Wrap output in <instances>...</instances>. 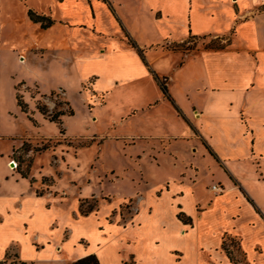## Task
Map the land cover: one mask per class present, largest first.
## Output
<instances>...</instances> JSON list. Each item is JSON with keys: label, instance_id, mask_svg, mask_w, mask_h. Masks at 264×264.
I'll list each match as a JSON object with an SVG mask.
<instances>
[{"label": "crops", "instance_id": "crops-1", "mask_svg": "<svg viewBox=\"0 0 264 264\" xmlns=\"http://www.w3.org/2000/svg\"><path fill=\"white\" fill-rule=\"evenodd\" d=\"M125 1L120 0V4L124 5ZM144 1L161 35L151 45L138 38L135 26L128 24L123 14L119 13L120 17L116 14L110 0H96L91 14L84 13L85 9L79 6L78 17L63 15L79 26L83 23L93 26L98 33L91 31L86 35L79 27L59 28L65 43L57 51L66 56L61 69L63 77L75 86L94 77V90L102 94L109 92L105 96L106 104L111 91L118 86H142L152 76L159 77L157 74L166 77L169 97L164 94V98H170L176 108V120L169 122L178 131L149 132L125 138L130 143H123L147 140L153 150L150 156H158L154 158L157 163L162 159L159 152L167 150L172 156L171 169L159 173L152 187L146 189L143 207L133 213L130 222L123 224L111 222L104 215L118 204L110 203L99 215L73 220L68 209L59 208L65 203L63 198L55 195L0 197V225L18 231L26 227L22 241L35 246L29 259L22 255V250L19 252V264H64L89 254H95L99 264H264V0ZM100 10L105 13L100 14ZM104 14L114 27L112 24L111 28L100 27V15ZM232 32L230 48L205 49L178 61L177 55L170 51L152 49L167 40L184 41L188 34L219 37ZM89 39L95 44L88 45ZM36 43L41 48L42 44ZM100 48L104 52L100 53ZM87 49L90 51L86 52ZM168 57L176 60L171 72L166 73L158 61ZM86 60L97 62L96 68L87 72ZM106 62L114 67L112 71L115 69L116 74L123 73L120 67L126 64L131 75L110 77V67L99 65ZM103 81L109 86L100 85ZM14 91L17 109L26 118L27 112L19 106ZM4 99L0 95V105ZM127 113L132 116L137 110L131 108ZM35 116L46 120L38 112ZM8 118L14 122L12 115ZM32 121L27 119L28 130L22 136L14 133L8 136L13 140L19 138L15 140V148L22 145L23 136L33 137L31 130L38 131L39 126ZM187 150L193 158L182 154ZM197 150L202 155L200 159L196 157ZM207 178L209 186L204 183ZM213 185H219L221 191H214ZM181 213L188 222L180 218ZM72 224L86 231L98 227L106 240L101 238L94 247L87 234L74 232ZM67 226L72 232L63 239ZM31 229L33 232L37 229V234L32 236V232L30 236ZM75 236L77 239L70 245ZM81 238L88 243L81 244ZM14 242L0 240V252ZM35 243L41 245L40 249Z\"/></svg>", "mask_w": 264, "mask_h": 264}, {"label": "rangeland", "instance_id": "rangeland-1", "mask_svg": "<svg viewBox=\"0 0 264 264\" xmlns=\"http://www.w3.org/2000/svg\"><path fill=\"white\" fill-rule=\"evenodd\" d=\"M65 1L0 0V95H4L5 98L0 105L2 121L0 197L13 195L20 199L29 195L43 194L49 197L55 195L57 198H63L65 203H61L59 208L68 209L73 220L99 215L104 209H108L110 203L118 204L104 215L111 222L123 224L130 222L133 213L143 207L147 199L146 189L152 187L159 173L170 171L172 161V156L166 150L165 153L159 152L162 159L158 163L155 162L154 158L158 156L154 155V158L150 156L151 152L153 156V150L148 147V141L145 139H137L136 144L127 145L123 143V139L138 137L149 132L153 134L177 132L178 130L174 129L175 124L169 122L176 120L174 117L176 108L170 98H164V93L153 76L149 78L148 84L142 86L135 84L116 87L111 91V98L107 104L105 96H108L109 92L103 94L96 92L93 86L94 77L78 86L68 82L61 73L66 63V56L60 55L57 51L65 43L62 41L63 32L59 33L58 29L79 27L86 31V35L91 31L96 33L97 30L93 26L84 23L79 26L65 16L69 14L78 17L77 8L80 7L85 9L84 13L91 14L92 6L95 9L97 2L96 0ZM84 1L88 2V6ZM110 2L116 7L118 16L119 13L123 14L126 22L132 27L135 26L138 38L150 43L147 45L161 38L159 27L153 22L152 13L144 0H126L124 5L120 4V0H110ZM96 10L99 14V9ZM30 11L53 19L54 25L47 30L42 29L40 23L32 20ZM103 13L105 12L100 10V14ZM100 16V27L111 28V24L114 27L113 22L105 14ZM121 20L126 28L125 20L123 18ZM233 36V32L219 37L211 35L195 37L188 34L184 41L167 40L152 49L159 52L170 51L177 55V60L168 57L158 61L161 70L168 73L174 68L173 62L182 60L185 55H197L205 49L230 48ZM36 42L42 44L41 48ZM87 44L95 43L89 39ZM42 47L50 51L47 52ZM66 49L62 48L63 51L71 50ZM99 52H104L103 48H100ZM165 61L167 63H164ZM96 63L86 60L87 72L94 70ZM99 65L103 68L110 67V77L131 75L130 68L126 64L120 67L123 73L121 71L118 74L115 69L112 71L114 67L108 62ZM157 75L161 82L167 83L165 76ZM100 85L106 87L109 83L103 81ZM14 90L19 102L23 104V111L36 122V126H39L38 131H30L33 137H22L23 143L18 148H15V140L19 141V138L13 140L8 136L13 133L17 136L25 134L28 130L29 118H25L19 108L17 109V102H14L13 97ZM149 104L154 105L149 106ZM39 107L46 109L47 113H42ZM131 108H135L137 113L129 116L127 112ZM60 111L65 114L60 116L59 122L50 121V116ZM37 112L46 119L48 127L44 125L43 118L42 121L36 118ZM71 113L74 115L71 116ZM8 115H12L14 122L8 120ZM115 136H119L120 139H116ZM124 142L130 143L129 140ZM143 150H146V153H143ZM184 153L182 154L185 157L193 158L188 150ZM138 154L142 157L138 158ZM196 154L197 159L202 158L198 150ZM201 167L206 172L205 166L201 165ZM22 174H26L28 178H24ZM209 180V178L205 180L206 186L211 185ZM202 184L200 186H203ZM124 198L125 200L119 202ZM72 226L76 234H87L94 247L101 238H104L98 227L86 231L78 224ZM110 227L115 226L110 225ZM36 231L37 229L34 232L31 229L30 236L32 232V236L36 235ZM71 232L70 227L67 226L62 238H68ZM26 233L27 229L23 226L18 231L13 227L5 228V225H0V240L13 242L15 240L5 249L2 248L4 251L0 252L1 261L5 260L6 264H19L21 250L22 255L28 259L34 255L32 251L35 250V246H28L26 241H22L23 234ZM127 235L131 236L130 233ZM76 239L75 236L70 245ZM79 242L84 245L88 243L84 238ZM35 245L40 249V244L35 243ZM71 262L68 260L64 264Z\"/></svg>", "mask_w": 264, "mask_h": 264}, {"label": "trees", "instance_id": "trees-1", "mask_svg": "<svg viewBox=\"0 0 264 264\" xmlns=\"http://www.w3.org/2000/svg\"><path fill=\"white\" fill-rule=\"evenodd\" d=\"M29 14H30V17L32 18V20H33L34 22H36V23H40V25H41V27H42L43 29H47V28L51 27V26L54 24V20L48 18V17L45 16V15L36 14V13H34L33 11H30ZM134 46H135V45H134ZM156 79L158 80L159 85H160V88L162 89L163 93H164L166 96L169 97L168 88H167V86H166V83H165V82H161V81H160V78H159L158 76L156 77ZM18 103H19V106H20V107L22 108V110H23V104L19 102V97H18ZM24 108H25V107H24ZM39 110H40L42 113H44V114L47 113V112H46V109H44L43 107H42V109H41V107H39ZM64 114H65V113H64L63 111L57 112V113H55L54 115L52 114V115L50 116V121H52V122H59V120H60V116H62V115H64ZM71 114H72V113H71ZM24 144H25V143H24ZM24 144H23V145H24ZM22 176H23V177H27L26 174H22ZM179 216H180V218H181L184 222H188V219L185 218L184 214L181 213ZM189 219H190V218H189ZM0 264H6V261H5V260H2V261L0 260ZM23 264H24V263H23ZM70 264H99V262H98L97 257L95 256V254H89V255L84 256V257H81V258H79V259H77V260H75V261H72Z\"/></svg>", "mask_w": 264, "mask_h": 264}, {"label": "built area", "instance_id": "built-area-1", "mask_svg": "<svg viewBox=\"0 0 264 264\" xmlns=\"http://www.w3.org/2000/svg\"><path fill=\"white\" fill-rule=\"evenodd\" d=\"M15 168H17V165H16ZM212 189H213L214 191H216V192L221 191V187H220L219 185H213V186H212Z\"/></svg>", "mask_w": 264, "mask_h": 264}, {"label": "bare ground", "instance_id": "bare-ground-1", "mask_svg": "<svg viewBox=\"0 0 264 264\" xmlns=\"http://www.w3.org/2000/svg\"><path fill=\"white\" fill-rule=\"evenodd\" d=\"M11 167H13V164L11 163Z\"/></svg>", "mask_w": 264, "mask_h": 264}, {"label": "water", "instance_id": "water-1", "mask_svg": "<svg viewBox=\"0 0 264 264\" xmlns=\"http://www.w3.org/2000/svg\"><path fill=\"white\" fill-rule=\"evenodd\" d=\"M13 164V163H12Z\"/></svg>", "mask_w": 264, "mask_h": 264}]
</instances>
